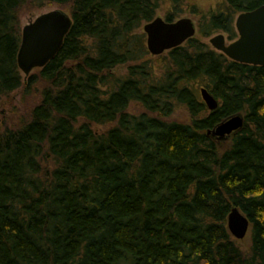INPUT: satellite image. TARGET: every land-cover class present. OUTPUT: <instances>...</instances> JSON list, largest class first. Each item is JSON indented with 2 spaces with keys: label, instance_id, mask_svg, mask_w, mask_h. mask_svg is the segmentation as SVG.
<instances>
[{
  "label": "trees",
  "instance_id": "1",
  "mask_svg": "<svg viewBox=\"0 0 264 264\" xmlns=\"http://www.w3.org/2000/svg\"><path fill=\"white\" fill-rule=\"evenodd\" d=\"M181 1L0 0V99L41 85L29 119L0 129V264H264V65L201 41L233 39L235 14L264 0L190 5L195 35L148 57L140 27L162 3L178 18ZM51 4L71 26L24 77L20 10ZM178 107L187 121L170 119ZM235 113L243 125L223 146L207 130ZM233 206L250 223L247 251L226 227Z\"/></svg>",
  "mask_w": 264,
  "mask_h": 264
},
{
  "label": "water",
  "instance_id": "2",
  "mask_svg": "<svg viewBox=\"0 0 264 264\" xmlns=\"http://www.w3.org/2000/svg\"><path fill=\"white\" fill-rule=\"evenodd\" d=\"M71 17L60 8H53L38 14L21 27L20 43L16 54L17 67L27 76L34 68L43 67L59 51L64 37L71 26ZM237 37L226 43L222 33L209 37L211 47L227 58L250 65H264V4L238 13L234 20ZM147 51L160 55L165 51L183 44L196 33V24L190 17H179L167 21L160 16L142 25ZM199 94L209 110L217 106V100L205 87ZM243 125L240 113L232 114L207 134L217 140L227 139ZM229 234L236 240L243 239L250 228L247 217L235 206L230 208L226 217Z\"/></svg>",
  "mask_w": 264,
  "mask_h": 264
},
{
  "label": "rangeland",
  "instance_id": "3",
  "mask_svg": "<svg viewBox=\"0 0 264 264\" xmlns=\"http://www.w3.org/2000/svg\"><path fill=\"white\" fill-rule=\"evenodd\" d=\"M181 4L184 9V12L179 17H190L194 21V23L197 24V17L189 12L190 5H196L200 10L206 11L209 8L217 9L218 7L220 8L223 7L224 0H182ZM167 6H168L167 3H162L161 9H159L156 12L155 17L160 16L164 18V12L167 9ZM53 8H60L64 12L69 14L68 8L65 5L51 4V5H45L39 8L31 6V5H25L24 7H22L19 13L20 28L26 23H28L29 21H31L32 19H34L41 12L51 10ZM236 15L237 14H235L234 18L236 17ZM139 30L143 32L142 26L140 27ZM218 33H222L224 35L226 39V43L232 40V39H228L226 33L224 32H218ZM208 39L209 38H202L201 41L207 43L211 47V45L208 42ZM148 57L153 58L154 56L148 55ZM126 66H127L126 64L119 65L115 67L112 70V72H114V74H122L125 72ZM36 70L37 69L34 68L30 72V74L36 72ZM40 89H41V85L39 84L36 87V89L33 92H31V94L26 95L23 93V90L20 87L12 91L8 97L0 99V129H3L5 126L14 128L26 122L29 119V113H30L31 108L33 107V105H35L39 101V90ZM142 110H143L142 107L137 104H131L128 108V111L131 113H139ZM170 119H176L178 121H187L188 113L184 107H178V108H175L174 111L171 113ZM109 126L111 125L109 124L108 125H93V129L97 132H102ZM218 141L223 146H226L228 144V139H221ZM236 242L238 243V245L243 251H247L249 244H250L249 231L243 239L236 240Z\"/></svg>",
  "mask_w": 264,
  "mask_h": 264
},
{
  "label": "flooded vegetation",
  "instance_id": "4",
  "mask_svg": "<svg viewBox=\"0 0 264 264\" xmlns=\"http://www.w3.org/2000/svg\"><path fill=\"white\" fill-rule=\"evenodd\" d=\"M240 13V12H239ZM179 18V17H178ZM234 20H235V18H234ZM234 20H233V27H234ZM234 29H235V27H234ZM235 32H236V30H235ZM237 37V33H236V36L232 39V40H234L235 38ZM231 40V41H232ZM230 42V41H229ZM228 43V42H227Z\"/></svg>",
  "mask_w": 264,
  "mask_h": 264
}]
</instances>
